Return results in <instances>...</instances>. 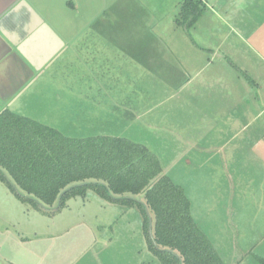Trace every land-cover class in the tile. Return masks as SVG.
Listing matches in <instances>:
<instances>
[{
  "label": "crops",
  "instance_id": "0c3cea01",
  "mask_svg": "<svg viewBox=\"0 0 264 264\" xmlns=\"http://www.w3.org/2000/svg\"><path fill=\"white\" fill-rule=\"evenodd\" d=\"M24 1L32 6L64 41L60 49L55 39L48 40L41 32V26L36 24L24 7L12 13ZM153 1L162 5L158 0ZM205 2L207 3V0ZM262 5L264 0L262 2L256 0L252 14H259L264 9ZM156 12L155 8L152 10L144 0H0V111L9 108L21 113L13 103L26 99L31 90L41 85L45 78L44 69L55 61L59 54H65L67 60L71 62L75 57L73 55L80 53L78 60L82 62V75L88 81L86 86L83 84L82 100L86 102L90 100L98 109L102 107L103 102L111 104L118 113L116 116L118 126L123 124L132 134L142 135L144 137L142 142L161 158L163 166H168L171 160H182L184 165L194 166L200 171L197 181L200 179L208 183L211 181L216 183L213 179L219 174L224 175L225 213L234 216V213L240 214L242 209L256 204L253 193L259 189L262 193L261 199L264 200V55L260 54L259 58L255 55L260 65L254 67L257 70V79L249 73L253 68L238 65L227 58L233 68L243 72L247 80H252L247 82V94L238 97L235 102L231 100L233 96L228 89L223 91L229 78L228 75L223 76L226 73L223 71L220 73L218 67H215L216 71L213 69L209 75H205L209 81H193L199 78L205 67L215 66V61L224 58V55L213 52L211 56L208 53L210 50H201L202 52L195 56L194 66L190 67L186 59L181 60L182 52L175 51L167 45L165 46L169 49H165L160 44V42L163 44L166 37L165 29H168L169 33L172 32V29L169 30L172 27L160 25ZM136 15H142L147 19L144 25H140L144 30L136 40L143 37L140 39L145 43L142 48L148 46L146 52L157 55L156 57L146 56L143 51L136 48V40L128 47L129 51L120 45L118 32L122 29L123 22H131L133 26L132 20ZM255 20L264 26V15L256 17ZM76 22L81 23L74 29L73 25ZM173 22L177 28L186 31L183 26L177 25L175 17ZM79 37L82 38L84 45L74 46L75 39ZM101 37L110 38L116 45L105 49L103 44L94 45V40ZM156 41L158 45L150 46ZM53 49L58 51L41 68L33 63ZM220 76L222 78L217 81L216 78L219 79ZM193 84L196 88L195 94L199 91L198 86H210L213 96L210 98L211 103H207L206 108L199 109L200 102L205 101L194 96L195 104L202 112L199 111L198 114V110L194 113L178 111L176 109L178 98L181 99V94ZM126 86L130 89L125 91L127 97L123 99L122 87ZM169 87L171 90L166 91ZM169 99L175 101L167 107L165 104ZM121 103H124V108L120 107ZM188 115H193L196 122L188 119ZM202 120L209 122L207 125L210 127L209 133L207 130L205 133L194 130L192 124L198 123V127L201 128ZM189 121H192L191 126ZM184 143H188V146L184 147ZM163 161L168 162L164 164ZM220 178L223 181V177ZM202 187L203 185L200 190L204 191ZM237 187L240 199L235 197ZM235 206H240V210L235 212L233 210ZM132 209L134 208H125L124 211ZM139 214L142 216L141 211ZM236 225H229V228L232 226L230 236L234 238L238 235L241 238V241L234 245L242 246L243 249L251 247L247 249L249 253L264 257V249L259 251L258 245L253 244L259 231L255 230L254 234L248 233L246 236L245 230L242 228L238 230L239 227L236 228ZM72 227L73 224L58 231L57 225L45 226L33 231L32 236L20 233L15 235L11 231L1 233L2 264H73L75 257L80 261L87 256L91 264H131L125 263L120 253L101 258L99 248L94 247L97 233L92 237L87 224L76 226V230H79L77 234ZM234 228L236 231H233ZM228 243L233 245L232 242ZM141 249L144 253L139 252V261L135 254L133 264L149 263L143 259V255L146 258L148 256L145 246Z\"/></svg>",
  "mask_w": 264,
  "mask_h": 264
},
{
  "label": "rangeland",
  "instance_id": "374dc122",
  "mask_svg": "<svg viewBox=\"0 0 264 264\" xmlns=\"http://www.w3.org/2000/svg\"><path fill=\"white\" fill-rule=\"evenodd\" d=\"M144 1L152 10L155 8L158 14L160 5L156 4L153 0ZM158 1L162 3L158 14L160 25L172 27L169 28V30L172 29V32L169 33L168 29H165L166 37L163 44L160 42L165 49H169L168 47H170L175 51L182 52L183 56H181L183 58L181 60L186 59L190 67L194 66L195 56L202 51L210 50L208 53L211 56H213V52L224 55V58H218L215 61V66L205 67L199 78L193 81H209L210 79L205 75H209L213 69L215 70V67H218L220 73H222L221 71L226 73L223 76L228 75L229 81L226 84L227 87H223V91L228 89L229 93L233 96L231 100L236 102L238 97L245 96L248 91L247 82L252 80H247L243 76V72L238 71L235 67L233 68L231 61L227 58L229 57L238 65L253 68L252 71L249 70V73L257 79V70L254 67H260V65L259 59L255 55L258 58L260 54L264 55V26H261V23H256L259 19L255 20V18L264 15V9L260 12L262 14H252L255 9L256 0H207V7L198 22L190 27L189 30L186 29V31L182 28H177L173 22V18L175 17L176 19L180 12L182 0ZM262 1L260 0V2ZM262 6L264 7V5ZM246 17L251 18L248 19ZM146 22L147 19L142 15L134 17V20H132L133 26H131V22H123L122 29L118 32L120 45L125 46V49L129 51L130 48L128 47H131L132 41L136 40L143 33L144 27L140 25H144ZM80 23H74L73 28L75 29ZM148 23L155 24L156 22L148 21ZM141 38L143 37L136 40V48L143 51L146 56L151 58L153 56L156 57L157 55L146 52L148 46L142 48L145 43L140 40ZM97 44H103L104 49L116 45L108 37L95 39L94 45ZM73 45H84L82 38L75 39ZM154 45H158L157 41L150 44V46ZM196 45H199V47H196ZM196 48H200V50ZM175 55L177 56V54ZM73 56L75 57L69 62L65 54H59L57 59L44 69L43 74L45 78L40 83L41 85L31 90L26 99L13 103L20 110V114L49 124L68 135L75 134L80 137H86L106 132L142 141V138H144L142 135L132 134L129 128L123 124L118 126V118L116 117L118 113L115 112L111 104L103 102L102 107L98 109L90 100L86 99L88 102L82 100L83 84L86 86L88 81L82 75V62L78 60V56H81V54L76 53ZM211 56L209 58H212ZM202 61L203 58H201ZM191 72L194 74L193 71ZM221 78L220 76L216 80L218 81ZM194 84L196 85V83ZM194 84L188 86L185 92H181L182 94L180 93L181 99L178 98L176 106L178 111L194 113L198 110L199 114V111L202 112V110H199L201 107L204 109L207 103H211L210 98L213 96H211L210 86H198L199 91L195 94L196 88ZM200 84L204 85L206 83ZM122 88H124L122 91L124 93L121 96L124 99V97H127L125 91L130 89V87L126 86ZM169 90H171V87L166 89V91ZM194 96L198 100L205 101L200 102L199 105L201 106L199 109L195 104ZM173 101L175 99H169V102L165 105L168 107ZM120 107L124 108V103H121ZM188 119L193 120V115H188ZM193 121L196 122L195 120ZM123 122L121 121V123ZM202 122L203 126L201 128L198 127V123L192 124L194 130L199 131V133H205L207 130V133H209L210 127L207 126L209 122L203 120ZM191 123L192 121L189 123L190 126ZM183 146L187 147L188 143H184ZM167 162L163 161L164 164H167ZM164 167L165 171L167 170L166 173L170 174L173 180L184 186L192 202L191 208L194 218L216 246L226 264H255L256 256H254V253L247 251L251 247L243 249L242 246L236 247L234 245V243L241 241V238L238 235L234 236V238L230 236L232 226L229 228V225L237 224L236 228L239 227L238 230L244 229L246 236L248 233L252 235L255 233V230H258L259 232L257 233V237L254 238L253 244L258 245L257 249L259 251L264 249V200L261 199V190L259 189L253 193L256 198L255 205L247 206L245 209H242V213L240 214L234 213L235 216L226 215L224 175L219 174L215 177L213 180L216 183L212 181L208 183L200 179H198V182L196 179L199 178L200 171L195 169L196 167L194 166L184 165V161L182 160H171L170 164L168 166L164 165ZM221 176L223 177V181H221ZM201 185H203L204 191L200 190ZM227 185L228 183L226 182V187ZM236 190L235 197L240 199L238 187ZM239 204H241V201ZM124 209L122 205L100 197L91 189L88 191L85 199L77 196L70 199L68 206L61 211L53 215L45 214L23 202L10 189L6 182L0 180V234L11 231L15 235L20 233L32 236L33 231L40 230L45 226L49 227L52 225L53 227L57 225L59 231L72 224L73 231L77 234L79 230H76V226L81 227L87 224L88 232L92 237L97 233V237L94 238L95 241L97 240L94 247L99 248L101 258L105 256L109 257L114 253L116 255L120 253L125 263L131 262L133 264L135 261L134 255L136 254L139 261V252L145 246L148 256L146 258L143 255V259L149 261L148 264H160L158 257L149 248V242L146 238L142 222L144 221V216L139 214L140 211L137 208L128 211H124ZM233 210L235 212L239 211L240 206L233 207ZM236 228L233 231H236ZM68 237H70V234H68ZM228 242H232L233 245H229ZM103 244L104 246H101ZM143 253L144 251L141 254ZM88 259L89 257L87 256L83 260L77 261L75 257L73 264H91V260ZM2 260L3 257L1 258L0 253V264H2Z\"/></svg>",
  "mask_w": 264,
  "mask_h": 264
},
{
  "label": "trees",
  "instance_id": "16d2710c",
  "mask_svg": "<svg viewBox=\"0 0 264 264\" xmlns=\"http://www.w3.org/2000/svg\"><path fill=\"white\" fill-rule=\"evenodd\" d=\"M180 7L176 23L189 30L207 5L182 0ZM164 170L159 156L134 138L68 135L9 108L0 111V180L23 202L53 215L92 189L141 211L149 248L160 264H226L194 218L184 186ZM255 264H264V257L256 256Z\"/></svg>",
  "mask_w": 264,
  "mask_h": 264
},
{
  "label": "water",
  "instance_id": "95a60500",
  "mask_svg": "<svg viewBox=\"0 0 264 264\" xmlns=\"http://www.w3.org/2000/svg\"><path fill=\"white\" fill-rule=\"evenodd\" d=\"M20 7H24L26 9V11H28V14H30L32 16V18L34 19V21L36 22V24H39L41 26V32L43 34L46 35V37H48V40H51L52 38L55 39L56 44H58V48L60 49V47L62 45H64V41L53 31V29H51V27L44 21V19L33 9L32 6H30L28 3H26L25 1L21 3V5H19L18 7H16L12 13L17 12L18 9H20ZM11 13V14H12ZM9 17V16H8ZM58 51V49H53V51L47 53V54H43V57L41 59V57L39 58V60L33 62L35 63V65L39 68H41L53 55H55V53ZM26 57L30 58L28 55H26ZM148 212V215L150 217V227H149V231L153 237V232H152V218L151 215Z\"/></svg>",
  "mask_w": 264,
  "mask_h": 264
}]
</instances>
